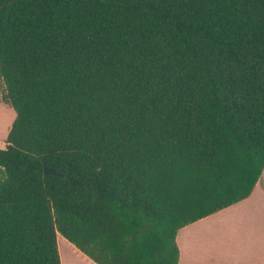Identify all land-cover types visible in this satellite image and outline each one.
Listing matches in <instances>:
<instances>
[{
  "label": "trees",
  "instance_id": "obj_1",
  "mask_svg": "<svg viewBox=\"0 0 264 264\" xmlns=\"http://www.w3.org/2000/svg\"><path fill=\"white\" fill-rule=\"evenodd\" d=\"M0 94V264H178L264 170V0H0Z\"/></svg>",
  "mask_w": 264,
  "mask_h": 264
},
{
  "label": "rangeland",
  "instance_id": "obj_2",
  "mask_svg": "<svg viewBox=\"0 0 264 264\" xmlns=\"http://www.w3.org/2000/svg\"><path fill=\"white\" fill-rule=\"evenodd\" d=\"M14 117V109L0 94V148L6 145ZM261 187L264 192L263 180ZM233 206L217 211L188 237L192 264H264V198ZM63 262L79 264L80 260L65 257Z\"/></svg>",
  "mask_w": 264,
  "mask_h": 264
},
{
  "label": "crops",
  "instance_id": "obj_3",
  "mask_svg": "<svg viewBox=\"0 0 264 264\" xmlns=\"http://www.w3.org/2000/svg\"><path fill=\"white\" fill-rule=\"evenodd\" d=\"M261 178V179H260ZM259 180L257 181V183L255 184L251 194L237 202V204L239 203L240 205L243 203H251L255 200H258L259 198H264V192L262 191V187H261V183L262 180L264 181V170L260 176ZM236 203L225 207V208H229L230 207H235L233 205H235ZM223 208V209H225ZM248 208V206H247ZM222 210V209H221ZM220 211V210H219ZM217 213V212H215ZM212 213L206 217H203L197 221H194L184 227H182L181 229L178 230L177 232V236H176V240H177V244L180 250V257H179V262L178 264H192L193 261L190 259L189 256H187V253H189V249L186 246V243L188 242V237L192 235L193 231H196V229L200 228L198 227V225L208 219H213L215 216ZM62 235L58 234L57 236V243H58V249H59V254H60V258H61V263L64 264L63 262V258L67 257V258H77L80 260L79 264H97L95 261L92 260V258H89L85 253H83L81 250H79L73 243H71L69 240H67L66 238H63ZM190 254V253H189Z\"/></svg>",
  "mask_w": 264,
  "mask_h": 264
},
{
  "label": "water",
  "instance_id": "obj_4",
  "mask_svg": "<svg viewBox=\"0 0 264 264\" xmlns=\"http://www.w3.org/2000/svg\"><path fill=\"white\" fill-rule=\"evenodd\" d=\"M44 172L45 173H50L51 172V174H58L56 171H54L53 169H51V167L49 168V167H45L44 168Z\"/></svg>",
  "mask_w": 264,
  "mask_h": 264
}]
</instances>
